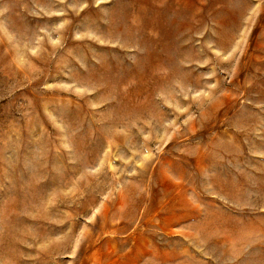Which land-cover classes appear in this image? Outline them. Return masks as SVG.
I'll list each match as a JSON object with an SVG mask.
<instances>
[{"label": "rangeland", "instance_id": "374dc122", "mask_svg": "<svg viewBox=\"0 0 264 264\" xmlns=\"http://www.w3.org/2000/svg\"><path fill=\"white\" fill-rule=\"evenodd\" d=\"M0 264H264V0H0Z\"/></svg>", "mask_w": 264, "mask_h": 264}]
</instances>
